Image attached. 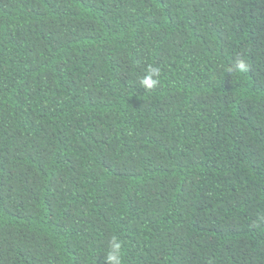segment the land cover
I'll return each mask as SVG.
<instances>
[{"label":"trees","instance_id":"obj_1","mask_svg":"<svg viewBox=\"0 0 264 264\" xmlns=\"http://www.w3.org/2000/svg\"><path fill=\"white\" fill-rule=\"evenodd\" d=\"M113 235L123 264H264V0H0V264H107Z\"/></svg>","mask_w":264,"mask_h":264},{"label":"clouds","instance_id":"obj_2","mask_svg":"<svg viewBox=\"0 0 264 264\" xmlns=\"http://www.w3.org/2000/svg\"><path fill=\"white\" fill-rule=\"evenodd\" d=\"M249 70V65L244 59H238L234 65V68H229L228 71H237L239 73H246ZM160 68L149 65L146 74L140 79L139 84L145 89H152L156 87L160 81L158 77L160 76ZM122 248L123 242L118 236L113 235L109 241V246L105 255V260L107 264H123L122 258Z\"/></svg>","mask_w":264,"mask_h":264}]
</instances>
